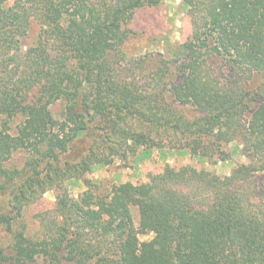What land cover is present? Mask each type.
<instances>
[{
  "label": "trees",
  "instance_id": "obj_1",
  "mask_svg": "<svg viewBox=\"0 0 264 264\" xmlns=\"http://www.w3.org/2000/svg\"><path fill=\"white\" fill-rule=\"evenodd\" d=\"M160 1L0 0V227L13 232L29 204L61 192L45 239L14 233L0 264H264V210L251 201H264V0H183L203 24L161 61L165 80L146 69L142 85L119 77L124 26ZM35 19L42 29L25 50ZM127 119L178 134L176 148L207 162L229 160L225 147L244 138L259 164L223 178L166 167L148 185L90 183L71 198L67 182L157 145L119 125Z\"/></svg>",
  "mask_w": 264,
  "mask_h": 264
},
{
  "label": "rangeland",
  "instance_id": "obj_2",
  "mask_svg": "<svg viewBox=\"0 0 264 264\" xmlns=\"http://www.w3.org/2000/svg\"><path fill=\"white\" fill-rule=\"evenodd\" d=\"M202 12L203 10L198 12L194 7L188 6L183 0H161L157 6L137 10L124 26L128 39L121 53L113 59L118 64L116 68L118 76L123 79L135 77V81L142 85L145 81V74L139 76L140 73L137 71L146 69L148 81H164L165 77L162 74H156L161 61L172 59V55L175 54L172 48L190 39L195 30L203 24L204 14ZM41 29V22L37 19L33 20L29 33L21 40L25 50L38 40ZM51 110L55 118L60 119L63 117L64 104L59 102L51 106ZM119 125L134 134L144 135L150 139L151 143L157 145L153 149L139 145L136 151L128 150L122 159L115 158L111 165H97L90 174L83 178L67 182L64 189L71 198L77 200L84 196L89 190L90 183L99 186L102 193H108L128 182L135 185H148L160 179L166 167L180 169L188 165L198 170L206 169L219 178H223L231 176L244 164H259L252 161L249 156V145L241 137L234 138L225 147L229 153V160L207 162L205 159L194 157L188 149L176 148L179 135L172 131L147 126L137 119H127ZM112 139L115 140L116 137L112 136ZM261 158L264 159V152ZM20 161L21 157L16 156L14 162L18 164ZM259 176L263 177L264 173L260 172ZM60 193L57 188L49 189L40 199L29 204L23 212V218L14 224L13 232L0 227V252L12 253L15 242L14 233L18 231L24 232L27 238L35 242L45 239L46 225L50 224L49 221L52 218L57 217L55 206ZM251 201L254 206L253 210L257 212L264 210V201L259 198H251ZM133 216L135 227L138 228L137 210L134 211ZM139 237L141 241H150L153 234H140Z\"/></svg>",
  "mask_w": 264,
  "mask_h": 264
}]
</instances>
